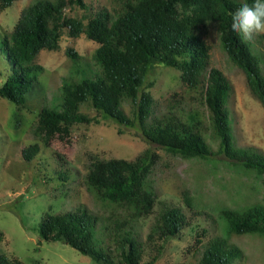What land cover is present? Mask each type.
I'll return each mask as SVG.
<instances>
[{
  "label": "trees",
  "instance_id": "16d2710c",
  "mask_svg": "<svg viewBox=\"0 0 264 264\" xmlns=\"http://www.w3.org/2000/svg\"><path fill=\"white\" fill-rule=\"evenodd\" d=\"M13 1L0 0V11ZM118 1L112 12L100 9L85 18L64 13L67 6L86 8L84 0H34L23 7L12 29L5 30L0 40V54L10 62L0 96L24 105L25 94L37 79L35 72L41 69L34 60L40 50H57L64 30L71 37L84 34L97 44L92 54L97 74L94 79L63 80L58 107L38 114L35 131L46 145L55 136L64 139L73 125L98 123V117L79 111L81 104L89 102L102 119L131 127L138 124L145 138L171 153L208 159L217 152L232 160L233 165L264 176V154L233 145L225 105L230 84L219 69L208 67L210 47L202 37L205 28L216 26L222 49L245 73L252 93L264 108L260 63L264 54L231 30V14L243 2L252 0ZM66 52L76 56L71 49ZM157 67L177 69L185 85L200 89V100L208 110V126L189 110L151 114L153 99L148 88L152 82L147 77ZM124 101L133 105L132 118L124 113ZM209 140L216 143L215 151ZM38 152L39 145L33 143L21 154L31 160ZM154 158L144 151L132 160L92 159L84 181L100 201L109 202L110 214L98 225V218L86 209L46 212L38 226L40 238L69 244L97 264H140L142 242L133 225L151 214L156 203L160 208L147 235L148 242L154 235L161 239L175 237L187 224L179 207L157 199L149 178ZM184 198L191 206V197ZM219 216L226 237L211 238L197 264H235L240 251L228 243V237L247 233L264 237L262 204L242 209L223 207ZM157 255L144 264H153ZM0 264L25 263L0 253Z\"/></svg>",
  "mask_w": 264,
  "mask_h": 264
},
{
  "label": "rangeland",
  "instance_id": "374dc122",
  "mask_svg": "<svg viewBox=\"0 0 264 264\" xmlns=\"http://www.w3.org/2000/svg\"><path fill=\"white\" fill-rule=\"evenodd\" d=\"M34 0H15L0 11V40L10 31L23 7ZM86 8L67 6L66 16L85 18L100 9L113 11L118 0H84ZM87 19H84L86 21ZM202 37L209 45L208 67L219 69L230 89L226 100L232 142L235 147L249 148L264 154V108L252 93L245 73L227 56L219 43L215 25L204 29ZM254 50L264 54V34L251 40ZM97 44L81 34L71 37L64 30L57 50H40L35 63L36 81L25 94L20 106L0 96V253L15 257L25 264H97L91 257L62 241L40 238L38 226L46 212L63 213L84 210L102 224L110 214L109 202L100 201L86 186L84 175L94 158L134 159L144 151L154 155L150 173L153 190L159 201L177 206L187 224L175 237L148 242L147 235L159 212L156 203L148 216L134 222L138 240L142 242L140 264L158 257L153 264H197L207 242L213 237H226L224 221L219 216L223 207L242 209L253 203L264 205V176L233 165L224 154L214 152L208 159L184 158L149 141L138 124L127 126L102 119L89 102L79 111L99 122L76 124L64 139L53 137L48 145L35 131L38 114L56 109L61 102L63 80L94 79L97 64L92 54ZM71 49L76 53L67 54ZM264 74V61H261ZM76 67L79 70H76ZM10 71V62L0 54V81ZM147 81L151 93L152 115L168 111L189 110L208 126V110L200 100V89L189 88L172 67H157ZM132 118L133 105L122 104ZM37 143L39 152L25 160L21 151ZM213 151L216 143L209 140ZM185 196L191 197L185 204ZM240 257L235 264H264V237L247 233L228 237ZM161 247L160 251H156Z\"/></svg>",
  "mask_w": 264,
  "mask_h": 264
},
{
  "label": "clouds",
  "instance_id": "9594fccd",
  "mask_svg": "<svg viewBox=\"0 0 264 264\" xmlns=\"http://www.w3.org/2000/svg\"><path fill=\"white\" fill-rule=\"evenodd\" d=\"M231 30L239 34L245 41L253 40L264 34V0L243 2L231 14ZM4 81H0V86Z\"/></svg>",
  "mask_w": 264,
  "mask_h": 264
}]
</instances>
